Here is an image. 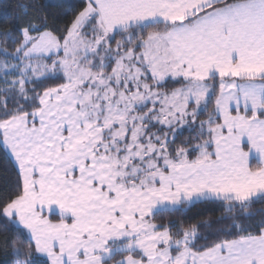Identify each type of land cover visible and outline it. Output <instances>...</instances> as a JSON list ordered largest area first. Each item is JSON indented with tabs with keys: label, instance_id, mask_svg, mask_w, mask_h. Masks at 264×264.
I'll return each mask as SVG.
<instances>
[{
	"label": "snow or ice",
	"instance_id": "1",
	"mask_svg": "<svg viewBox=\"0 0 264 264\" xmlns=\"http://www.w3.org/2000/svg\"><path fill=\"white\" fill-rule=\"evenodd\" d=\"M13 7L4 264H264V0Z\"/></svg>",
	"mask_w": 264,
	"mask_h": 264
},
{
	"label": "trees",
	"instance_id": "2",
	"mask_svg": "<svg viewBox=\"0 0 264 264\" xmlns=\"http://www.w3.org/2000/svg\"><path fill=\"white\" fill-rule=\"evenodd\" d=\"M15 0H0V27L6 26L12 22V16L14 15V5ZM71 15L67 17L61 16L59 18V23L62 25L71 20ZM201 119H204L201 117ZM188 136V132L185 131L184 135L179 139L183 140ZM15 172L11 167L5 169V166L0 165V196L7 195L10 190L14 189L15 184ZM221 214L218 206L199 203L191 208V210L185 213V219L190 220L195 223L201 219L208 217H216ZM171 219H177V216L170 217ZM167 219V218H166ZM9 259L5 255V250L0 247V264H4Z\"/></svg>",
	"mask_w": 264,
	"mask_h": 264
},
{
	"label": "rangeland",
	"instance_id": "3",
	"mask_svg": "<svg viewBox=\"0 0 264 264\" xmlns=\"http://www.w3.org/2000/svg\"><path fill=\"white\" fill-rule=\"evenodd\" d=\"M206 115H207V114L205 113V114H204L203 116H201V117L206 118Z\"/></svg>",
	"mask_w": 264,
	"mask_h": 264
}]
</instances>
